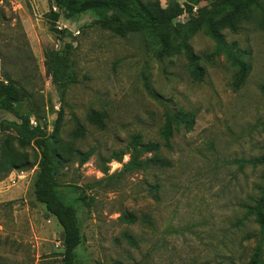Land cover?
Here are the masks:
<instances>
[{
    "label": "rangeland",
    "instance_id": "rangeland-1",
    "mask_svg": "<svg viewBox=\"0 0 264 264\" xmlns=\"http://www.w3.org/2000/svg\"><path fill=\"white\" fill-rule=\"evenodd\" d=\"M95 20L89 11L54 22L48 0H0V79L8 73L24 88L33 126L53 133L61 113L58 191L77 209L80 264H247L256 245L247 236L259 230L247 207L264 196V161L251 164L264 159V30L244 22L237 33L224 31L251 67L236 88L238 68L225 54L201 60L206 74L196 80L183 54L163 52L148 33L120 37ZM68 44L75 82L62 102L45 51ZM190 44L200 55L216 45L204 30ZM180 109L195 113V125L176 130L167 147L166 114ZM99 114L103 123L93 118ZM13 121L21 122L0 110V147L8 135L18 147L6 129ZM135 134L160 143L171 166L125 171ZM77 149L93 154L81 163ZM24 151L31 168L0 172V264H61L63 228L35 196L40 153L34 145Z\"/></svg>",
    "mask_w": 264,
    "mask_h": 264
},
{
    "label": "trees",
    "instance_id": "trees-1",
    "mask_svg": "<svg viewBox=\"0 0 264 264\" xmlns=\"http://www.w3.org/2000/svg\"><path fill=\"white\" fill-rule=\"evenodd\" d=\"M54 22L61 16L71 19L86 12H93L96 16L95 24L104 30L120 37H127L136 33H148L160 45L163 52H177L184 55L188 70L196 80H202L206 70L201 60L215 62L225 54L233 66L238 68L235 74L234 86L240 88L246 79L250 64L234 51L236 42L228 43L224 31L229 29L237 33L240 24L254 22L264 30V0H185L183 4L177 0H169L163 6L160 0H48ZM57 8V11L54 9ZM188 17L177 20L183 14ZM212 38L216 45L211 53L197 54L190 44L191 38L199 31ZM52 31L58 29L52 26ZM72 45L64 49L45 51V66L47 74L57 87L61 101L64 102L69 87L75 82L71 67ZM264 92V85H262ZM28 95L22 86L10 74L6 73L0 79V110L12 113L21 122L7 123L6 129L15 131V140L18 147L11 142V135L0 147V172L10 169H28L33 165L24 151L28 146L34 145L40 153L39 168L35 179V196L37 201L44 204L47 211L54 215L63 228V257L61 264H80L77 247L82 240L81 227L78 222L77 209L67 204L59 194L58 176L60 174L62 156L55 148V133L60 122V116L53 133H49L42 125L31 124V115L25 114L24 104ZM95 122L103 123L101 115H96ZM196 115L192 111L180 109L174 113L166 114V121L161 131V137L167 147L174 132L183 127L191 131L195 125ZM103 126V124H102ZM161 145L158 142H144L141 134L131 137L127 146L130 160L125 164L124 170L139 169L152 163L154 166L168 167L171 162L160 156ZM80 162L84 163L92 156L93 151L82 152L75 150ZM147 153H153L151 158L142 160ZM117 155L122 159L123 155ZM264 159L251 160L257 165ZM1 178V177H0ZM248 215L253 216L259 230L257 235H248L247 239L255 238L256 245L247 264H264V196L257 197L248 207ZM128 223H135L137 218L133 214H125ZM148 220V219H147ZM130 243H135L133 237L125 235Z\"/></svg>",
    "mask_w": 264,
    "mask_h": 264
},
{
    "label": "crops",
    "instance_id": "crops-1",
    "mask_svg": "<svg viewBox=\"0 0 264 264\" xmlns=\"http://www.w3.org/2000/svg\"><path fill=\"white\" fill-rule=\"evenodd\" d=\"M0 186H1V184H0Z\"/></svg>",
    "mask_w": 264,
    "mask_h": 264
}]
</instances>
